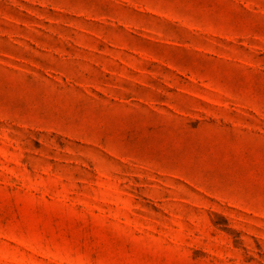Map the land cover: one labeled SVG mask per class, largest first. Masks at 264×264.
I'll return each mask as SVG.
<instances>
[{"label":"rangeland","instance_id":"1","mask_svg":"<svg viewBox=\"0 0 264 264\" xmlns=\"http://www.w3.org/2000/svg\"><path fill=\"white\" fill-rule=\"evenodd\" d=\"M0 264H264V0H0Z\"/></svg>","mask_w":264,"mask_h":264}]
</instances>
